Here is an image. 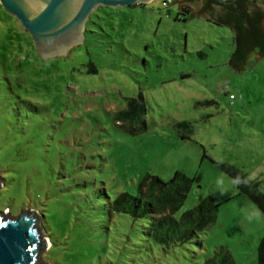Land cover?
<instances>
[{
	"label": "rangeland",
	"instance_id": "1",
	"mask_svg": "<svg viewBox=\"0 0 264 264\" xmlns=\"http://www.w3.org/2000/svg\"><path fill=\"white\" fill-rule=\"evenodd\" d=\"M172 1L99 6L81 44L48 59L36 54L28 32L0 5V59L6 63L0 79L5 74L3 80L37 106L20 105L31 115L23 128L26 166L12 147L1 145L8 123L0 107V211L36 214L47 264H159L157 252L142 253L128 215L114 213L106 225L95 217L93 197L99 190L111 197L135 194L146 174L167 181L178 170L192 184L176 216L207 195L219 206L214 222L198 233L202 246L184 245L185 256L170 264L201 260L220 246L234 264H257L264 209L239 192L221 164L259 181L264 193V56L238 70L229 63L232 27L194 13L176 19ZM140 91L146 127L114 121V112ZM11 95L0 84L5 104ZM182 120L191 122V132L176 127ZM10 129L22 135L19 124ZM38 150L41 163L33 155ZM252 205L262 213L259 221L244 218Z\"/></svg>",
	"mask_w": 264,
	"mask_h": 264
},
{
	"label": "trees",
	"instance_id": "2",
	"mask_svg": "<svg viewBox=\"0 0 264 264\" xmlns=\"http://www.w3.org/2000/svg\"><path fill=\"white\" fill-rule=\"evenodd\" d=\"M162 5H168V3H162ZM180 14L184 16L178 11L176 19L179 18ZM185 14L189 15L188 13ZM207 20L232 27L234 30L232 57L237 50V31L234 26L230 22H222L214 17H208ZM29 38L32 40L31 37ZM30 42L32 43V41ZM261 56H264V53ZM5 67V61L0 59V68L5 70ZM88 67H90L89 70L96 71L91 62L88 63ZM2 77L5 80L8 79L5 74ZM3 78L0 79V84L3 86L5 94L10 90L12 91V101H9L7 105L5 104V96L0 99V107L3 108L4 105L6 108L5 113L2 115L6 119L4 123L9 124L5 127V144L2 143L1 145L9 149L12 147L11 150L16 153V156H22L18 161H22L21 164L26 166V158L29 154H22L25 152L23 149L24 142L22 141L27 140L23 128L31 122V115L26 109H22L20 105L30 106L35 110H37V106L33 105V100L21 96L20 90L14 89L12 84L9 86L8 81L6 82ZM145 114L146 103L140 91L136 96L127 98L125 108L116 110L112 117L116 122H125L130 125L136 124L139 128H145ZM16 124H19L21 136L10 129ZM1 126L3 127V124ZM176 127L189 133L192 131L193 126L190 121L182 120L177 122ZM35 137L40 138L42 135L40 137L35 135ZM33 155L35 160L41 163L43 151H34ZM221 167L234 179L248 180L249 183L247 185L239 184V192L250 194L264 209V193L258 189L259 181L250 179L247 173L232 165L222 163ZM191 184L192 178L180 170L175 171L173 176L167 181L156 175L146 174L139 182L135 194L128 191H120L111 197L109 194H105L103 190H99L93 197L95 207L90 208L91 210L95 209V217L101 219V223L104 225L114 217V213L128 215L130 223H136L135 226H137L140 237L143 240L140 245L142 253L150 257L157 252L161 259L159 264H170V262H174V257L185 256L186 248L184 245L193 242V244L201 247L202 242L198 237V233L204 231L216 219L219 203L210 195L204 196L193 208L182 212L178 216L175 215V212L183 204ZM93 198L89 200V203H93ZM103 228L104 226H101V229ZM188 264H234V260L229 251L224 246H220L214 251L213 255L205 256L201 260H193ZM257 264H264V235L261 236L257 245Z\"/></svg>",
	"mask_w": 264,
	"mask_h": 264
},
{
	"label": "water",
	"instance_id": "3",
	"mask_svg": "<svg viewBox=\"0 0 264 264\" xmlns=\"http://www.w3.org/2000/svg\"><path fill=\"white\" fill-rule=\"evenodd\" d=\"M152 0H0L32 39L41 59L64 55L81 44L85 23L99 6L124 7ZM194 14L230 22L237 31V50L230 64L240 71L250 68L264 53V0H174ZM170 4V5H171ZM33 211L23 209L11 216L0 211V264H47L40 253L44 230Z\"/></svg>",
	"mask_w": 264,
	"mask_h": 264
},
{
	"label": "clouds",
	"instance_id": "4",
	"mask_svg": "<svg viewBox=\"0 0 264 264\" xmlns=\"http://www.w3.org/2000/svg\"><path fill=\"white\" fill-rule=\"evenodd\" d=\"M240 183L247 185L249 182L248 180L241 181L239 178L234 179L233 184L234 186H239ZM262 213L259 208L255 205H252L250 208L245 209L244 218L248 222H252L253 220L259 221L261 219Z\"/></svg>",
	"mask_w": 264,
	"mask_h": 264
},
{
	"label": "flooded vegetation",
	"instance_id": "5",
	"mask_svg": "<svg viewBox=\"0 0 264 264\" xmlns=\"http://www.w3.org/2000/svg\"><path fill=\"white\" fill-rule=\"evenodd\" d=\"M175 4H176V6H177V8H178V5H177V3L175 2ZM179 10V12H181L182 14H185V13H188L189 15H193V10L192 9H189L188 7H181V8H179L178 9ZM200 15H203V14H200ZM203 17L204 18H208V17H211L212 18V16H209V15H203Z\"/></svg>",
	"mask_w": 264,
	"mask_h": 264
},
{
	"label": "built area",
	"instance_id": "6",
	"mask_svg": "<svg viewBox=\"0 0 264 264\" xmlns=\"http://www.w3.org/2000/svg\"><path fill=\"white\" fill-rule=\"evenodd\" d=\"M229 97H230V98H233V97H235V96H234L233 94H230Z\"/></svg>",
	"mask_w": 264,
	"mask_h": 264
},
{
	"label": "crops",
	"instance_id": "7",
	"mask_svg": "<svg viewBox=\"0 0 264 264\" xmlns=\"http://www.w3.org/2000/svg\"><path fill=\"white\" fill-rule=\"evenodd\" d=\"M199 16H203V15H200V14H198ZM206 19V18H205ZM207 20V19H206Z\"/></svg>",
	"mask_w": 264,
	"mask_h": 264
},
{
	"label": "bare ground",
	"instance_id": "8",
	"mask_svg": "<svg viewBox=\"0 0 264 264\" xmlns=\"http://www.w3.org/2000/svg\"><path fill=\"white\" fill-rule=\"evenodd\" d=\"M48 244V243H47Z\"/></svg>",
	"mask_w": 264,
	"mask_h": 264
}]
</instances>
